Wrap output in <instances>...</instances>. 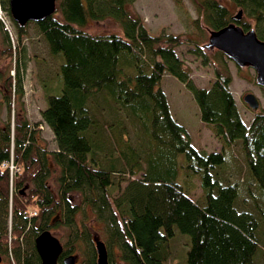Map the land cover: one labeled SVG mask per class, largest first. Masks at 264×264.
Returning <instances> with one entry per match:
<instances>
[{"label":"trees","instance_id":"trees-1","mask_svg":"<svg viewBox=\"0 0 264 264\" xmlns=\"http://www.w3.org/2000/svg\"><path fill=\"white\" fill-rule=\"evenodd\" d=\"M0 2L9 13L8 0ZM134 2L56 0L54 14L32 22L49 53L60 60L59 84L44 85L46 106L40 111L53 133L54 150H44L36 143L35 132L29 131L21 107L20 65L16 64L14 76L0 77L8 98L7 119L0 126V199L11 203L6 206L11 231L7 235V228L0 226V252L2 248V253L15 256L9 264H41L35 237L54 219L67 226L74 223L80 206L72 194L81 195L97 221L105 224L108 247L118 249L122 264H172L170 244L177 233L189 238L185 264H254L260 240L264 241V211L258 204L260 199L264 203V110L256 112L248 125L244 122L229 89L228 57L205 48L201 38L205 29L216 31L236 23L245 31L254 29L264 41V0H193L197 11L191 20L193 37L165 31L151 34L132 9ZM236 8L253 25L241 14L237 19ZM106 19L117 23L122 34L95 35L85 30L90 23ZM13 23L20 41L30 22ZM2 25L0 20L1 32ZM2 34L8 42L6 32ZM181 44L191 45L190 54L202 65L211 59L222 64V69H214L210 87L194 84L176 52ZM16 50L20 49L8 45L4 53ZM165 74L192 94L200 120L213 125L226 147L240 145L251 183L227 176L224 145L220 151L208 152L191 144L161 87ZM11 97L19 105L13 124ZM101 109L112 118L105 124L97 118ZM11 156L18 169L12 190L9 169L2 167ZM196 182L200 193L195 198ZM241 184L253 209L237 203ZM250 184L255 192L248 189ZM23 190L26 193L21 194ZM112 191L119 199H111ZM29 207L36 209L35 215H29ZM29 235L32 238L22 249V240ZM79 235L90 240L87 226ZM76 236L75 242L63 244L59 263L61 256L74 251ZM88 257L87 264H96L94 250Z\"/></svg>","mask_w":264,"mask_h":264},{"label":"rangeland","instance_id":"rangeland-1","mask_svg":"<svg viewBox=\"0 0 264 264\" xmlns=\"http://www.w3.org/2000/svg\"><path fill=\"white\" fill-rule=\"evenodd\" d=\"M58 2V1H57ZM134 12L138 14L144 21V24L148 31L153 35H158L162 31L166 33L181 34L185 36H195L196 31L193 27L191 20L197 17L196 7L193 0H181L177 3L175 0H135L133 3ZM240 11L239 8L233 10L234 14ZM0 17L2 30L8 35V42L4 39L5 35L0 30V77L3 78L7 74L15 75L16 64L21 67L20 74L23 80L24 96L22 98V109L25 113V117L30 123V130L35 132L36 143L42 145L46 151L54 150V136L50 128L42 121L40 111L45 108V88L44 85L53 87L58 85L57 71L60 63L59 58L53 57L49 53V49L44 37L36 30L32 22L26 26V33L22 35L21 40L18 41L16 30L14 27V20L12 19L10 12L8 13L6 8L4 9L0 2ZM241 16H243L241 12ZM244 20L249 21L252 25L251 19L243 16ZM89 33L100 35L117 33L122 34L120 27L117 23L110 19L92 22L86 29ZM209 30L205 29L204 37L201 38L202 45L208 42ZM8 45L12 49L16 50L15 54L8 55L4 53ZM19 45V46H18ZM23 47V49H22ZM189 48L191 45L181 44L176 48L177 54L183 60L185 66L190 70V77L197 87L208 88L214 81V69L217 67L222 69V64L218 60L209 61L207 65H202L201 60L194 55L190 54ZM24 50V52H23ZM25 62V68L22 67ZM226 64L231 75V83L229 89L236 101L237 108L240 112L244 122L248 125L254 114L260 110H264V87L257 84L255 80V71L250 67H239L231 59L226 58ZM61 84V78L59 77ZM161 87L167 95L169 106L172 115L177 121L182 124L188 132L191 144L196 148L204 149L208 152L222 150L224 142L219 138L213 130V125L204 123L200 120L199 110L195 103L192 94L170 74H165L161 81ZM253 93L259 100V107L257 110L251 109L243 97L247 93ZM7 94L2 87V79H0V126L7 119V100L4 96ZM11 123L14 122L15 110L19 109L18 102H14L11 97ZM98 120L105 122L111 120V116H107L105 110L101 111L97 115ZM104 118V119H103ZM13 126V125H12ZM224 155L226 158V166L224 171L231 181L234 182H248V171L245 164L243 152L240 145L237 143L231 147L223 146ZM230 150H229V149ZM219 150V151H220ZM12 154V153H11ZM18 170V169H17ZM52 182V180H51ZM197 183V188L192 193V196H196L200 193V188ZM54 184V182H52ZM245 185L241 184L238 197V205H243L247 208L253 207L252 200L247 197V189ZM250 191L255 192L256 188H248ZM111 199L117 196V192H110ZM258 196V195H257ZM73 202L77 204L79 210L74 218V223L70 226L63 225L61 222L54 220L50 224L49 230L59 238L62 244L68 242H75L77 239L76 233L79 238L74 247V253L77 257V264H87L88 256L91 255L94 246L92 243L93 237H98L107 246L108 252L112 254L109 256L111 264H122L119 262L118 249L113 245L109 249L108 235L105 234L106 226L103 222H98L94 214V210L89 205L84 203V198L81 195L72 194ZM119 199V196H117ZM260 197H263V195ZM264 198V197H263ZM109 199V198H108ZM110 201V200H109ZM260 201L263 202V199ZM258 201L259 207L264 211V203ZM112 200L110 201L111 204ZM10 201L8 203L0 199V226L7 228V235L11 231V213L10 210L6 211V206L10 207ZM241 206V207H243ZM111 211L116 212L111 205ZM253 209V208H252ZM36 209L29 207V213L35 212ZM109 211L107 216H109ZM108 218V217H107ZM85 225H83V223ZM83 226H87L90 234V240L80 237V230ZM92 226V228H91ZM108 228V226H107ZM262 233L264 236V219L262 220ZM182 237H181V236ZM184 237V238H183ZM32 236H28L27 239L22 240V249H25L30 242ZM189 241L188 236L177 233V236L172 239L171 242V257L170 262L172 264H185L183 262L185 245ZM95 252V250H94ZM3 264H9V261L15 259V256L9 252L2 253ZM254 264H264V241L260 240V249L254 256Z\"/></svg>","mask_w":264,"mask_h":264},{"label":"water","instance_id":"water-1","mask_svg":"<svg viewBox=\"0 0 264 264\" xmlns=\"http://www.w3.org/2000/svg\"><path fill=\"white\" fill-rule=\"evenodd\" d=\"M9 12L16 24L25 26L28 22H38L54 14L56 0H8ZM241 11L236 14L240 18ZM207 49L221 51L239 67H250L255 71V80L264 87V41L259 39L254 29L243 30L236 23L213 31L209 30ZM244 102L253 110L259 107L258 98L251 92L243 97ZM96 264H109L105 243L95 237ZM35 249L41 264H58L63 244L49 229L41 231L34 240ZM1 261V257H0ZM63 264H76V256L69 254L63 258Z\"/></svg>","mask_w":264,"mask_h":264},{"label":"built area","instance_id":"built-area-1","mask_svg":"<svg viewBox=\"0 0 264 264\" xmlns=\"http://www.w3.org/2000/svg\"><path fill=\"white\" fill-rule=\"evenodd\" d=\"M0 17L2 18L1 15H0ZM2 167L5 169H7V168L9 169L10 179L12 180L13 174L17 170V166L14 164L13 158L11 157V159L9 161H4L2 163Z\"/></svg>","mask_w":264,"mask_h":264},{"label":"flooded vegetation","instance_id":"flooded-vegetation-1","mask_svg":"<svg viewBox=\"0 0 264 264\" xmlns=\"http://www.w3.org/2000/svg\"><path fill=\"white\" fill-rule=\"evenodd\" d=\"M21 194L22 193H26V191H21L20 192ZM55 220V219H54ZM54 220H52V222L54 221ZM95 237H93V239H94ZM93 239H92V243H93ZM93 246H94V243H93ZM94 250H95V261H96V257H97V254H96V249H95V246H94ZM74 253V251L73 252H68L67 254H64L63 256H61V260H60V263H59V259H60V256H59V258H58V264H63V258L64 257H66L67 255H69V254H73ZM62 254V253H61ZM60 254V255H61ZM75 255V254H74ZM76 256V255H75ZM0 257H1V254H0ZM3 261H4V259H3V257H1V261H0V264H3ZM108 261H109V263H110V260L108 259ZM76 264H77V257H76Z\"/></svg>","mask_w":264,"mask_h":264},{"label":"crops","instance_id":"crops-1","mask_svg":"<svg viewBox=\"0 0 264 264\" xmlns=\"http://www.w3.org/2000/svg\"><path fill=\"white\" fill-rule=\"evenodd\" d=\"M54 144H55V147H56V143H55V141H54Z\"/></svg>","mask_w":264,"mask_h":264}]
</instances>
